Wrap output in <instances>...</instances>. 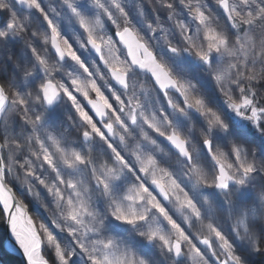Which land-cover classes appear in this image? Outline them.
Here are the masks:
<instances>
[{
	"label": "snow or ice",
	"instance_id": "1",
	"mask_svg": "<svg viewBox=\"0 0 264 264\" xmlns=\"http://www.w3.org/2000/svg\"><path fill=\"white\" fill-rule=\"evenodd\" d=\"M0 220L26 264H264V0H0Z\"/></svg>",
	"mask_w": 264,
	"mask_h": 264
},
{
	"label": "trees",
	"instance_id": "2",
	"mask_svg": "<svg viewBox=\"0 0 264 264\" xmlns=\"http://www.w3.org/2000/svg\"><path fill=\"white\" fill-rule=\"evenodd\" d=\"M10 71V70H9ZM5 239V222L0 220V264H23L22 261L15 255L9 253L3 248ZM259 260L255 264H260Z\"/></svg>",
	"mask_w": 264,
	"mask_h": 264
},
{
	"label": "water",
	"instance_id": "3",
	"mask_svg": "<svg viewBox=\"0 0 264 264\" xmlns=\"http://www.w3.org/2000/svg\"><path fill=\"white\" fill-rule=\"evenodd\" d=\"M18 247L19 246L15 243V239L11 234L10 227L5 224V239L3 243V248L15 254L18 258L21 259L23 264H26V260L22 257V252L17 251Z\"/></svg>",
	"mask_w": 264,
	"mask_h": 264
},
{
	"label": "rangeland",
	"instance_id": "4",
	"mask_svg": "<svg viewBox=\"0 0 264 264\" xmlns=\"http://www.w3.org/2000/svg\"><path fill=\"white\" fill-rule=\"evenodd\" d=\"M10 70V69H9ZM260 263V262H259Z\"/></svg>",
	"mask_w": 264,
	"mask_h": 264
}]
</instances>
